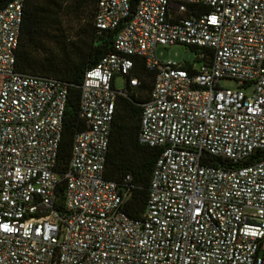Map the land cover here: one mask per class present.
<instances>
[{
	"label": "built area",
	"instance_id": "obj_1",
	"mask_svg": "<svg viewBox=\"0 0 264 264\" xmlns=\"http://www.w3.org/2000/svg\"><path fill=\"white\" fill-rule=\"evenodd\" d=\"M25 2L0 7V264H264V0H98L114 51L85 73L64 176L69 84L18 71ZM176 43L201 65L156 57ZM135 57L155 73L139 142L161 152L137 219L131 188L105 177L117 99L141 84Z\"/></svg>",
	"mask_w": 264,
	"mask_h": 264
},
{
	"label": "trees",
	"instance_id": "obj_2",
	"mask_svg": "<svg viewBox=\"0 0 264 264\" xmlns=\"http://www.w3.org/2000/svg\"><path fill=\"white\" fill-rule=\"evenodd\" d=\"M13 0H0L3 7ZM98 0H26L17 48V69L23 73L52 76L69 84L64 131L58 155L61 176L68 170L75 135L86 129L80 115L81 85L86 71L114 51L117 31L101 30L94 19ZM138 0H132L136 7ZM193 49L196 47L191 46ZM134 74L141 84L117 99L105 177L131 188L125 212L140 218L147 208L152 173L160 149L139 142L142 104L150 99L155 73L145 60L135 57ZM224 164V159L211 160ZM131 179L128 180L127 177ZM65 182L61 181L62 202Z\"/></svg>",
	"mask_w": 264,
	"mask_h": 264
},
{
	"label": "rangeland",
	"instance_id": "obj_3",
	"mask_svg": "<svg viewBox=\"0 0 264 264\" xmlns=\"http://www.w3.org/2000/svg\"><path fill=\"white\" fill-rule=\"evenodd\" d=\"M201 52L196 48L193 49L190 45L185 44H172V45H162L159 44L155 48L156 57L162 62H174L180 66H190L195 65L199 67L201 65ZM220 85L224 88L236 89L238 88V83L232 79H222ZM114 86L117 89H123L125 86V79L122 75H117Z\"/></svg>",
	"mask_w": 264,
	"mask_h": 264
}]
</instances>
